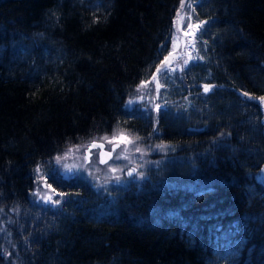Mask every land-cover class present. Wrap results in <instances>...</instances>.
<instances>
[{
    "label": "trees",
    "instance_id": "trees-1",
    "mask_svg": "<svg viewBox=\"0 0 264 264\" xmlns=\"http://www.w3.org/2000/svg\"><path fill=\"white\" fill-rule=\"evenodd\" d=\"M180 1L0 0V264H264V0L196 4L189 103L156 122L127 105ZM117 132L160 147L159 169L105 193L51 174ZM37 168L59 207L37 202Z\"/></svg>",
    "mask_w": 264,
    "mask_h": 264
},
{
    "label": "rangeland",
    "instance_id": "rangeland-1",
    "mask_svg": "<svg viewBox=\"0 0 264 264\" xmlns=\"http://www.w3.org/2000/svg\"><path fill=\"white\" fill-rule=\"evenodd\" d=\"M204 1H180L168 36L166 54L158 63L155 73L147 81L140 83L127 100L129 108L140 110L149 118L153 115L154 122L160 109L172 101L178 99L186 105L189 103L186 98V91L189 89L184 88L183 72L190 64L205 62L208 56L207 45L202 40L206 21L199 19L195 12L196 4ZM205 87L203 86V90ZM256 102L264 113V99L259 98ZM179 104L181 105L180 102ZM262 123L264 128V116ZM95 144L103 145V150L111 155L106 163H101L100 147ZM160 150L154 144L117 132L60 153L53 161L54 169L51 172L63 178L80 180L94 192L105 193L114 186L140 182L147 169H159L160 161L153 158L159 156ZM254 177L264 185V163ZM35 178L34 195L37 196V202L44 206L58 207L65 195L50 187L41 169L35 170Z\"/></svg>",
    "mask_w": 264,
    "mask_h": 264
},
{
    "label": "water",
    "instance_id": "water-1",
    "mask_svg": "<svg viewBox=\"0 0 264 264\" xmlns=\"http://www.w3.org/2000/svg\"><path fill=\"white\" fill-rule=\"evenodd\" d=\"M109 158H110V155L107 152H105V151L100 152L101 162H107L109 160Z\"/></svg>",
    "mask_w": 264,
    "mask_h": 264
},
{
    "label": "snow or ice",
    "instance_id": "snow-or-ice-1",
    "mask_svg": "<svg viewBox=\"0 0 264 264\" xmlns=\"http://www.w3.org/2000/svg\"><path fill=\"white\" fill-rule=\"evenodd\" d=\"M189 27H192L191 25ZM196 27H199V25H196ZM159 87V86H158ZM209 89L205 87L204 91L207 92Z\"/></svg>",
    "mask_w": 264,
    "mask_h": 264
}]
</instances>
